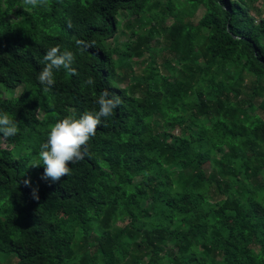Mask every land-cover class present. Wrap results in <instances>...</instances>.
<instances>
[{"label":"trees","instance_id":"1","mask_svg":"<svg viewBox=\"0 0 264 264\" xmlns=\"http://www.w3.org/2000/svg\"><path fill=\"white\" fill-rule=\"evenodd\" d=\"M257 1L49 0L25 10L0 0V113L19 128L0 134V264H264ZM121 29L131 41L112 48ZM154 41L167 55L139 77L132 66ZM56 46L73 52L78 75L56 71L45 91L38 75ZM105 90L122 103L89 154L61 181L42 180L33 166L50 126L98 111Z\"/></svg>","mask_w":264,"mask_h":264},{"label":"clouds","instance_id":"2","mask_svg":"<svg viewBox=\"0 0 264 264\" xmlns=\"http://www.w3.org/2000/svg\"><path fill=\"white\" fill-rule=\"evenodd\" d=\"M48 4L49 0H22L25 10L45 7ZM71 26L69 21L68 27L71 28ZM76 44L82 50L95 47V41L86 42L78 39ZM74 61L73 52L67 49L61 51L59 46L48 49L44 56L45 66L38 75L39 83L45 86L44 90L48 91L55 84L54 72L56 71L64 69L70 75H78L72 67ZM84 84L92 86L95 80L89 77ZM97 103L98 111H86L79 118L69 116L50 126L47 141L41 144L38 154L39 161L42 163L33 166H43L42 180L57 183L70 175L69 165L84 160L89 154V142L95 137L102 118L107 119L112 116L114 109L118 108L122 101L118 96L105 90L98 97ZM18 131V122L11 119L7 113H0V134L4 138H9L15 136ZM23 184L30 187L31 182L25 179ZM36 193L37 190L33 189L32 197L39 200Z\"/></svg>","mask_w":264,"mask_h":264},{"label":"rangeland","instance_id":"3","mask_svg":"<svg viewBox=\"0 0 264 264\" xmlns=\"http://www.w3.org/2000/svg\"><path fill=\"white\" fill-rule=\"evenodd\" d=\"M159 1L162 4H165L168 0H159ZM204 12H205V9L200 8L198 10V12L196 13V15L193 16V19H192L193 22L197 23L198 20L203 16ZM4 14L6 15L7 13L4 12ZM253 15L257 18V20L260 17H264V0H258L255 3V11L253 12ZM7 16H8V14H7ZM141 18H144V20L147 21L148 16L147 17L142 16ZM125 22L126 21L121 18V23L125 24ZM145 32L146 31H143L141 33L144 34ZM130 41H131L130 33L128 31H126L125 29H121L120 32L109 42V45L112 48H116V47L121 48V47H123V45L127 44ZM166 55H167L166 46L163 43L157 44V41H154L152 43V48L150 50V54H145V56L141 59V61H139V63L134 64L132 66V68L134 69V71H136L138 73L139 77H141V75L146 76L147 73L150 71L149 64L152 60V57H154V60L156 61V63L159 66H161V64L163 62V58ZM20 93H21V89H19L15 95L7 94L4 91V94L7 98H12L13 96H19ZM149 205H150V203H149ZM153 215L156 216L155 209H153ZM56 228H57L56 232L58 234H62V232H64V230L67 228L66 220L61 218V217H57Z\"/></svg>","mask_w":264,"mask_h":264}]
</instances>
